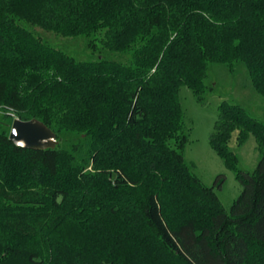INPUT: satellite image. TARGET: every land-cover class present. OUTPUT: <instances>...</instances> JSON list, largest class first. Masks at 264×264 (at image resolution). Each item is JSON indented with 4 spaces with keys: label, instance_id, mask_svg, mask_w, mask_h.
Instances as JSON below:
<instances>
[{
    "label": "trees",
    "instance_id": "trees-1",
    "mask_svg": "<svg viewBox=\"0 0 264 264\" xmlns=\"http://www.w3.org/2000/svg\"><path fill=\"white\" fill-rule=\"evenodd\" d=\"M24 25L65 37L82 36L96 60L78 65L46 47L43 60L20 62L36 79L35 73L49 70L60 75L59 81L41 77L32 87L37 100L28 106L31 111L30 96L21 86L0 80V108L22 121L39 120L57 140L54 149H22L0 129V164L6 167L0 168V180L11 185L41 174L28 180L29 185L42 183L46 190L42 198L22 201L6 199L0 192V264H59L56 258L46 259L44 246L40 250L30 244L36 237L46 239L69 260L76 255L85 264H264V131L239 105L223 101L218 106L209 139L213 150L236 168L237 157L227 146L238 132V144L253 134L263 151L252 174L236 170L242 190L227 212L214 187H206L185 163L188 139L179 101L181 86L203 101V94L211 90L204 86L211 63L229 68L243 63L253 88L264 97V0H28L25 5L8 0V5L0 4V58L10 51L14 56L24 53L22 40L38 47L40 38ZM102 31L105 47L127 54L132 67L102 54L96 46ZM61 107L70 115L80 113L72 125L88 140L87 159L78 158L81 139L69 145L70 151L59 142L56 121ZM14 161H19L21 173L16 180ZM78 161L91 162L95 172L85 173L87 164L76 166ZM221 183L219 176L214 186ZM87 187L94 195L86 203L88 211L102 210L112 214L111 219L121 215L119 229L107 219L110 227L104 225L96 235L90 227L86 233L72 231V225H80L74 216L79 208L72 205L63 212L56 198L62 196L64 204L74 198L76 204L83 202ZM165 199L208 213L210 227H199L191 213L172 224L165 219ZM46 203L63 215L56 218L49 212L43 220L36 208ZM130 220L133 226L125 227ZM44 227L50 231L38 234ZM87 239L103 245L92 258L82 255Z\"/></svg>",
    "mask_w": 264,
    "mask_h": 264
},
{
    "label": "rangeland",
    "instance_id": "rangeland-1",
    "mask_svg": "<svg viewBox=\"0 0 264 264\" xmlns=\"http://www.w3.org/2000/svg\"><path fill=\"white\" fill-rule=\"evenodd\" d=\"M22 1L24 5L28 3V0H21V2ZM0 4L8 5V0H0ZM24 27L28 32H33L36 37L40 38L38 40L42 45L39 42L38 44L45 49L41 48L39 45L38 47L34 46V44L30 43L29 40L28 43L23 40L20 41V43H22L24 46V53H19L17 56H14L13 51H10V54L7 57L0 58V80L6 79L9 82H16L18 85H20V90H23L27 95L30 96V101L28 102L27 108L28 111H31V107L28 106L34 104V102L37 100V95H35V97L32 96V87L40 81L41 77L45 78L48 75L50 77L55 76L56 80L59 81L60 75H58V72H54V70H49L44 73H35L38 75L37 77H39V79H36L34 73L29 71V68L27 67L28 65H22L21 63H24L25 61L35 62L34 60L37 58H42L43 60V58H45L44 55H46V53H43L44 51L46 52V47L58 53V55L61 57L66 59L73 58V60L78 65L93 62L96 60V57H93L90 51L86 49L87 40L82 36L78 35L65 37L60 32L45 30L39 26L24 25ZM104 31L96 36L97 48L102 51V54L105 55L108 60L119 63L122 66L132 67L133 65L131 60L129 57H126L128 56L127 54H121L120 52H110L105 47L104 44L106 42V38L103 35ZM36 37L34 38L37 39ZM11 56L14 60L10 59ZM16 63H20L21 65ZM83 69L85 70L86 68L83 67L82 70ZM119 74L121 73L119 72ZM207 75L208 77L205 80L204 86H210L211 90H207L203 94L202 102L197 100L195 94L188 87L181 86L179 90V101L182 109V122L184 128L183 131L188 139V142L184 148L183 157L190 171L206 187H214V192L216 193L220 203L228 212L231 205L238 198L242 190V186L236 178V170L243 173L252 174L261 157V154H263V151L259 150L253 134H249L243 143L238 144L239 134L238 132H234L228 143L227 150L232 152L237 157L238 163L236 168H232L230 162L226 158L218 155L211 147L209 141L211 134L214 132L218 118V106L222 104L223 101L227 102L228 104L239 105L252 119L260 124V127L264 131V97L258 94L253 88L249 73L243 63H237L236 65L232 66V68H229L225 64L211 63L208 65ZM121 76L124 77V75ZM58 104L62 106L64 102L59 100ZM66 109L68 108H60L56 121L57 126L60 128L59 142L62 144V147L68 151L69 145L73 143L76 144V142L81 139L82 146H80L78 158L87 159L88 154L86 152L88 140L85 138L83 130L76 128L77 125H72V122L74 121L73 117L80 116V113L75 111V114L70 115V110L66 111ZM87 111L91 114L90 108L87 109ZM15 119H18L16 114L9 111L6 107L0 108L1 131L6 130L8 133H10L11 125ZM6 161H4V163ZM15 161L13 168L16 169H13L15 175H12L13 180L18 179V176L21 175V173L18 172L19 161L18 163ZM83 162L85 165L87 164L84 171L85 173L87 172L92 174L95 172L93 171L94 168L91 162ZM83 162L78 161L76 166H80L83 164ZM10 163L11 162H9L8 165ZM4 167L5 166L3 164H0V168ZM38 176L41 177V174ZM38 176L31 174L26 178L25 181L24 179L19 178L17 181H15V183H11V185L4 182L3 180H0V192L4 198L10 200L22 201L42 198L43 193L46 192V190H44V188L41 186L42 183H36L39 185L31 186L29 185L28 181L38 179ZM219 176L222 178V183L220 187H217L214 185L216 178ZM89 191L90 188L87 187L83 192V202L77 201V204L76 198L68 199L65 204L62 196L59 195L56 198L55 203L57 206L60 205L63 207V212L66 211L67 208L70 209L72 205H75L77 209L79 208L77 212H75L74 216H77V223H80V225L74 226L72 225V221H70V226L72 225L71 228H73L72 231H74V229H78L82 230L79 233H86L87 229L91 228L93 229L91 235H93L95 234L96 230L103 228L104 225L107 226H105V228H108L109 225H107V222H105L107 219L110 220V226L116 225V228L119 229V225L121 224L122 220L120 217L121 215L114 217L116 218V220H114V218L111 219L112 214H104L102 210L101 213H91L88 211L86 203H91L94 196H91L90 194H92V192ZM163 202V209L165 208V219H169L172 224H178L181 220L183 221V219L188 217V213H191V215H194L197 218L199 227H210L208 213L198 214L196 211L193 212L192 209L189 210L190 208H185V206L181 203H178L179 205H174V203H172V199H165ZM57 206H53L51 203H46L44 207L42 205L40 208H36V214L41 216L43 220L47 215L50 216L49 212H52L53 215L55 214L54 217H58V215L62 214V211L57 210ZM82 208L85 209L83 210ZM72 220H74V218ZM111 221L116 222V224L112 223ZM88 222L91 225H89ZM44 223H47V219L44 221ZM123 225L128 228L129 226H133V221H126L123 223ZM63 227L66 232L71 231L70 227ZM46 230L50 231L49 227H44L43 229L40 228L38 234L42 235L41 232ZM41 239L42 240H40L39 237H36L30 244L33 243L34 246L37 245L40 250L44 246V249H46V253L48 254L46 255L48 256L46 258L48 261L49 258L53 260L56 258V261L59 260V264H85V261L81 260V258H76V255L71 257L69 260L68 256L59 252L58 248L55 249L56 251L58 250V252L54 251L53 247H50V243L47 242L46 239ZM103 244L105 245V242ZM83 247L85 252L83 251L82 255H89V258H92L91 253H98L96 250H101L103 245L101 243H97L95 240L91 241L90 239H87L83 242ZM168 264L174 263L170 262Z\"/></svg>",
    "mask_w": 264,
    "mask_h": 264
},
{
    "label": "water",
    "instance_id": "water-1",
    "mask_svg": "<svg viewBox=\"0 0 264 264\" xmlns=\"http://www.w3.org/2000/svg\"><path fill=\"white\" fill-rule=\"evenodd\" d=\"M8 138L22 149L46 150L54 149L57 145L54 132L37 119L13 120Z\"/></svg>",
    "mask_w": 264,
    "mask_h": 264
}]
</instances>
